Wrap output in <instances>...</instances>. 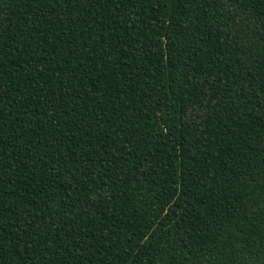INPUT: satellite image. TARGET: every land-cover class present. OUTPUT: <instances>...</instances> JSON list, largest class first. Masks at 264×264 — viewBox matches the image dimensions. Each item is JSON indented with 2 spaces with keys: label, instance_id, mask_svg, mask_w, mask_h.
Here are the masks:
<instances>
[{
  "label": "trees",
  "instance_id": "16d2710c",
  "mask_svg": "<svg viewBox=\"0 0 264 264\" xmlns=\"http://www.w3.org/2000/svg\"><path fill=\"white\" fill-rule=\"evenodd\" d=\"M0 264H264V0H0Z\"/></svg>",
  "mask_w": 264,
  "mask_h": 264
}]
</instances>
